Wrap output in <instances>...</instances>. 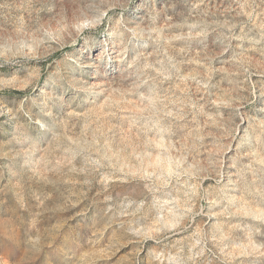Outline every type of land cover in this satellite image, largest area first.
<instances>
[{
  "label": "rangeland",
  "instance_id": "1",
  "mask_svg": "<svg viewBox=\"0 0 264 264\" xmlns=\"http://www.w3.org/2000/svg\"><path fill=\"white\" fill-rule=\"evenodd\" d=\"M0 264H264V0H0Z\"/></svg>",
  "mask_w": 264,
  "mask_h": 264
}]
</instances>
